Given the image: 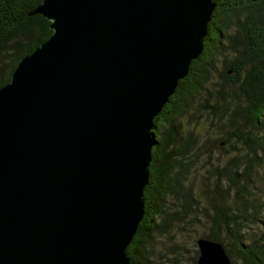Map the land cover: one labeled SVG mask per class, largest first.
<instances>
[{"label": "water", "instance_id": "water-1", "mask_svg": "<svg viewBox=\"0 0 264 264\" xmlns=\"http://www.w3.org/2000/svg\"><path fill=\"white\" fill-rule=\"evenodd\" d=\"M212 0H43L51 36L0 88V264H130L154 119L198 59ZM196 264H230L198 239Z\"/></svg>", "mask_w": 264, "mask_h": 264}, {"label": "trees", "instance_id": "trees-1", "mask_svg": "<svg viewBox=\"0 0 264 264\" xmlns=\"http://www.w3.org/2000/svg\"><path fill=\"white\" fill-rule=\"evenodd\" d=\"M42 1L0 0V88L52 34L45 18L27 17ZM212 2L203 52L154 119L144 217L126 249L130 264H148L147 245L184 220L185 211L193 212L186 218L193 227L206 219L200 239L220 243L230 264H264V215L252 187L253 172L264 163V0ZM200 112L216 131L219 151L229 146L230 158L205 171L207 179L216 173L215 183L197 194L192 179L200 147L180 127L183 120L191 127L187 117Z\"/></svg>", "mask_w": 264, "mask_h": 264}, {"label": "rangeland", "instance_id": "rangeland-1", "mask_svg": "<svg viewBox=\"0 0 264 264\" xmlns=\"http://www.w3.org/2000/svg\"><path fill=\"white\" fill-rule=\"evenodd\" d=\"M193 111L189 115H192ZM191 127L186 125L183 120L181 131L184 137L192 133V141L198 142L200 154L195 160L197 174L192 179V187L199 194L203 184L207 189H212L216 180V173H210L207 179L206 170L219 165L222 167L224 161L230 158L229 146L219 151L218 146L213 142L216 140V131L210 127L206 115L202 112L195 114L190 119ZM191 130V132H189ZM212 142V146L207 142ZM253 175V191L257 194L256 204L262 209L264 215V163L255 170ZM200 205L206 206L204 196H200ZM204 208V207H202ZM207 212V211H206ZM259 212V213H262ZM193 212L185 211L184 220L174 221L172 228L167 232H161L153 237V241L147 245L148 264H193L195 250H197L196 241L206 232V219H202L200 224L193 227V221H186L187 216H193ZM183 216V215H182Z\"/></svg>", "mask_w": 264, "mask_h": 264}]
</instances>
